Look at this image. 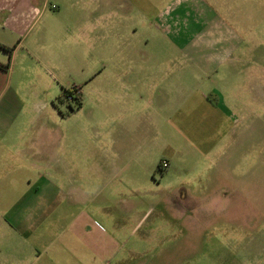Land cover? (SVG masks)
<instances>
[{"label":"crops","instance_id":"1","mask_svg":"<svg viewBox=\"0 0 264 264\" xmlns=\"http://www.w3.org/2000/svg\"><path fill=\"white\" fill-rule=\"evenodd\" d=\"M104 4L0 0V43L14 47L9 69L0 68V263L8 262L3 249L7 238L21 233L19 222L28 221L35 229L45 221L53 226L62 212L72 214L75 205L86 206L96 198L100 211L111 212L143 194L141 189L152 184L158 171L159 183L171 191V202L185 219L193 217L188 209L196 203L209 204L216 220L223 204L241 202L240 216L231 208L226 219L232 226L240 219L246 235L260 230L264 239V207L257 206L264 203L259 195L264 188V119L254 115L253 130L247 123V113L256 111L254 104L259 107V95L249 101V86L241 79L248 71L233 62L234 52L224 59L205 58L204 67L196 53L200 71L192 79L185 78L184 64L167 56L102 54L103 67L91 69L83 83L74 82L69 90L81 88V105L62 116L70 122L79 116L80 127L73 131L71 123L63 132L54 130L62 117L53 101H61L67 89L61 86L57 95L62 83L52 57L66 53L57 39L72 38L74 29L87 24L83 17L89 5L102 9ZM65 9L76 12L75 19L63 22L59 16ZM76 34L86 37L83 30ZM259 88L264 91L256 84ZM163 160L169 166L161 171ZM204 171H209L208 180ZM23 173L34 174L23 178ZM191 180H196V195L194 189L188 191ZM179 186L185 192L173 197ZM183 201L191 203L189 208Z\"/></svg>","mask_w":264,"mask_h":264},{"label":"rangeland","instance_id":"2","mask_svg":"<svg viewBox=\"0 0 264 264\" xmlns=\"http://www.w3.org/2000/svg\"><path fill=\"white\" fill-rule=\"evenodd\" d=\"M184 1L104 0L102 9L89 5L83 17L85 27L74 29L73 37L67 41L57 39L58 45H64L62 52L66 50L65 54L52 57L53 69L62 83L57 95L61 94V86L71 90L74 82L83 83L91 69H101L102 54L131 51L167 56L184 64L185 78L192 79L200 71L196 67V53L204 67L205 58L224 59L234 52L233 62L239 61L248 71L241 79L249 86V101L259 95V107L254 104L256 111L247 113V123L252 130L253 126L256 128L251 118L259 115L264 119V91L256 89V84L264 86V0ZM75 16L76 12L65 9L59 18L67 22ZM82 30L86 32L83 40L76 34ZM8 55L0 49V58L7 59ZM230 62L231 58L224 61ZM230 78L234 83L235 77ZM65 100L53 101L62 117L53 128L63 132L73 123V131H77L81 118L73 116L70 122L62 116L75 110L77 102L69 97ZM251 135L249 132V144L253 141ZM232 166L236 174L237 166ZM203 173L208 180L209 171ZM25 174L34 173H23V178L27 177ZM161 179L158 171L152 184L141 189L143 194L131 196L130 205L116 204L118 209L111 212L100 211L102 204L96 198L86 206L75 205L72 214L62 212L53 226L45 221L35 229L28 221L19 222L21 233L17 238H7L9 244L3 249L8 257L6 264H264L263 232L247 230L250 235H246L240 219L234 220L233 226L226 219L231 208L240 216V208L245 205L223 204L221 218L213 220L210 205L196 203L194 209H188L194 212L193 217L185 219L171 202V191L159 183ZM188 185V191L194 189L196 195V180ZM207 191L208 188L203 192ZM184 192L179 186L173 190L177 194L173 197ZM259 195L264 199V188ZM63 201L62 208L66 206ZM182 204L189 208L191 203ZM257 206L264 207L262 200Z\"/></svg>","mask_w":264,"mask_h":264},{"label":"trees","instance_id":"3","mask_svg":"<svg viewBox=\"0 0 264 264\" xmlns=\"http://www.w3.org/2000/svg\"><path fill=\"white\" fill-rule=\"evenodd\" d=\"M0 49H3L4 51L8 52V54H9V62L6 64L0 63V68H2L4 70H8L10 67V58H11L12 52L14 50V47H8V46L0 43ZM70 96H74L73 91L64 90L60 100L62 102H64V101H66L65 99L67 97H70ZM73 98L77 101V107H79L81 105V97H78V98L73 97ZM160 170L163 171L162 169H160Z\"/></svg>","mask_w":264,"mask_h":264},{"label":"built area","instance_id":"4","mask_svg":"<svg viewBox=\"0 0 264 264\" xmlns=\"http://www.w3.org/2000/svg\"><path fill=\"white\" fill-rule=\"evenodd\" d=\"M81 93V92H80ZM75 95H79V92L77 93V92H75ZM69 99L71 100V101H74L75 99L73 98V96H70L69 97ZM76 101V100H75ZM77 102V101H76ZM161 169L162 170H166L167 168H168V166H169V162L167 161V160H163L162 162H161Z\"/></svg>","mask_w":264,"mask_h":264},{"label":"flooded vegetation","instance_id":"5","mask_svg":"<svg viewBox=\"0 0 264 264\" xmlns=\"http://www.w3.org/2000/svg\"><path fill=\"white\" fill-rule=\"evenodd\" d=\"M75 92H77V93L79 92V95H75ZM80 92H81V88H75L74 91H73V94H74L73 97H76V98L81 97V93Z\"/></svg>","mask_w":264,"mask_h":264}]
</instances>
